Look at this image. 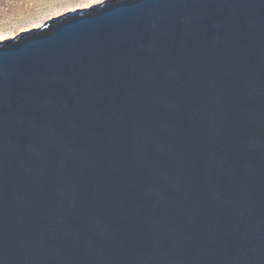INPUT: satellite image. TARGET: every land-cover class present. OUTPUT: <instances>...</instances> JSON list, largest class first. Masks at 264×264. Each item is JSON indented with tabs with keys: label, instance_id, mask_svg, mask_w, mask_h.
I'll use <instances>...</instances> for the list:
<instances>
[{
	"label": "water",
	"instance_id": "95a60500",
	"mask_svg": "<svg viewBox=\"0 0 264 264\" xmlns=\"http://www.w3.org/2000/svg\"><path fill=\"white\" fill-rule=\"evenodd\" d=\"M0 264H264V0L1 41Z\"/></svg>",
	"mask_w": 264,
	"mask_h": 264
},
{
	"label": "rangeland",
	"instance_id": "374dc122",
	"mask_svg": "<svg viewBox=\"0 0 264 264\" xmlns=\"http://www.w3.org/2000/svg\"><path fill=\"white\" fill-rule=\"evenodd\" d=\"M104 0H0V42L18 37L71 11L83 10Z\"/></svg>",
	"mask_w": 264,
	"mask_h": 264
}]
</instances>
